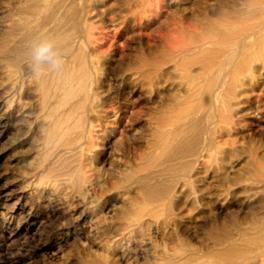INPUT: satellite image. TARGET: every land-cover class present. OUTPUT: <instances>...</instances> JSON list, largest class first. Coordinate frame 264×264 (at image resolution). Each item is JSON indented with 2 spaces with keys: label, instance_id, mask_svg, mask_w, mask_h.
Listing matches in <instances>:
<instances>
[{
  "label": "rangeland",
  "instance_id": "obj_1",
  "mask_svg": "<svg viewBox=\"0 0 264 264\" xmlns=\"http://www.w3.org/2000/svg\"><path fill=\"white\" fill-rule=\"evenodd\" d=\"M242 1L152 0L130 7L127 0H100L88 24L100 86L101 116L93 122L104 132L93 130L82 153L71 148L48 153V131L9 101V55L2 42L12 0H0V222L13 215L1 228L0 264H163L168 258L197 264L222 246L213 245L215 231L225 228L233 240L264 224V218L253 220L251 200L238 185L264 155V66L233 97L231 121L215 133L221 152L198 153L200 161L192 166L183 165L191 157L184 154L149 165L167 153L165 140L178 136L172 118L184 106L177 101L191 92L180 83L179 60L166 64L168 85L152 86L150 66L158 54H167L171 38L218 39L224 35L217 32L228 26L238 36L257 19L240 17ZM190 68L200 76L199 63ZM23 98L36 108L31 90ZM208 115L204 108L192 115L201 142L213 124ZM254 169L263 172L264 165ZM149 171L148 183L179 187L180 215L167 227L162 224L167 210L143 192L148 183L141 179ZM145 208L155 213L157 224L148 216L135 220Z\"/></svg>",
  "mask_w": 264,
  "mask_h": 264
},
{
  "label": "bare ground",
  "instance_id": "obj_2",
  "mask_svg": "<svg viewBox=\"0 0 264 264\" xmlns=\"http://www.w3.org/2000/svg\"><path fill=\"white\" fill-rule=\"evenodd\" d=\"M99 2L100 0L11 2V16L2 42V47L9 55V101L22 109L23 116L35 118L39 127L48 131V153H59L63 148L82 153L86 138L93 130L98 134L104 132L100 124L93 122V117L101 116L97 103L100 86L96 72L98 59L94 54L96 47L88 24V15L97 8ZM151 3L152 0H127L130 7H146ZM241 4H244L240 8L242 10L235 9L240 17L257 19L238 36H233V26H228L217 32L224 35L218 39L200 35L185 42V36L182 40L171 38L167 54H158L154 64L150 66L152 86L162 83L168 85L172 75L166 64L179 60V66L184 70L180 83L191 90L182 101H177L184 108L172 118L175 124L172 133L179 137L165 140L167 153L156 155L151 160L150 167L161 164L164 158L179 154L191 156L183 165L192 166L200 161L198 153L211 149L222 151L215 133L222 124L224 126L231 121L230 106L239 87L264 66V0H243ZM234 5L236 4L233 3V7ZM44 44L51 46L56 56V66L36 60V50ZM196 63L202 68L200 76L191 74L190 67ZM216 69L219 72L215 75ZM30 90L37 100L36 108L28 105L23 98ZM179 101L181 102L178 103ZM200 108L206 109L213 123L202 142L192 128V115ZM182 132L186 134L180 135ZM256 159L252 171L238 185L244 199L251 200L249 205L253 220L258 222L264 218V171L259 172L254 167L261 162L264 165V155ZM152 177V171H149L141 181L148 183ZM178 188L172 182L148 183L143 188L146 199L167 210L162 220L166 227L180 215L175 211L178 208ZM144 216L151 218L150 223L157 224V216L148 208L138 212L135 220L141 221ZM12 219L13 215H10L8 220L0 222V238L2 225L7 227ZM252 228L254 230L247 237H233V240L225 228L215 231L213 245L222 246L214 249L213 258L197 264H264V224ZM180 261L168 258L163 264H179Z\"/></svg>",
  "mask_w": 264,
  "mask_h": 264
},
{
  "label": "clouds",
  "instance_id": "obj_3",
  "mask_svg": "<svg viewBox=\"0 0 264 264\" xmlns=\"http://www.w3.org/2000/svg\"><path fill=\"white\" fill-rule=\"evenodd\" d=\"M35 57L38 62H44L52 66L57 65L56 56L52 52L50 45L47 44L41 45L36 50Z\"/></svg>",
  "mask_w": 264,
  "mask_h": 264
}]
</instances>
